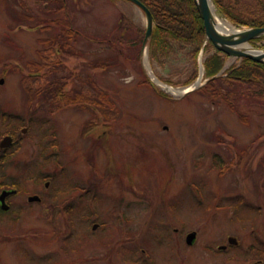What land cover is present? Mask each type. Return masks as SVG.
<instances>
[{
    "label": "rangeland",
    "instance_id": "374dc122",
    "mask_svg": "<svg viewBox=\"0 0 264 264\" xmlns=\"http://www.w3.org/2000/svg\"><path fill=\"white\" fill-rule=\"evenodd\" d=\"M218 1L239 18L264 17V0ZM214 4L212 0L215 8ZM44 5L38 0H0V79L4 80L0 117L32 121L33 134L41 137L33 149H39L35 155L41 165L21 166L16 157V165L10 161L0 168V179H20L26 185L30 177L54 175L52 185L66 188L71 181L87 185L85 181L93 180L102 190L96 202L88 197L85 211L104 212L95 221L108 225L104 232L90 231L75 214L71 228L62 207H55L58 215H39L35 205L0 212V264H264L261 97L244 95L248 84H238L227 100L229 106L224 98L201 90L180 97L156 84L151 74L170 79L171 87H184L195 67L198 72V60L194 66L188 52L176 46L164 65L151 60L147 46L142 50L144 13L128 1L68 0L67 11L60 12ZM68 17L79 34L70 40L76 54H55V46L47 40L62 28L55 20ZM221 21L233 24L224 17ZM252 45L264 47V38ZM214 50L208 45L201 62ZM42 56L64 64L30 84L39 87L60 81L73 94H86L90 102L62 105L25 92L24 73L32 72ZM222 58L225 72L239 63L234 57ZM100 93L107 94L105 102H113L108 115L91 101L104 99ZM7 127L0 124V132ZM131 180L136 182L134 190ZM116 203L118 207L113 208ZM13 211L22 214L12 217ZM112 211L118 219L110 215ZM173 227H179L178 231L173 232ZM118 228L128 237L136 233L134 259L126 249L124 256L110 261L102 257L104 248L93 246L100 242V235L107 238ZM192 230L197 236L190 246L184 239ZM66 234L70 239L61 243ZM175 236L182 237L179 250L171 246ZM229 236L237 238L238 244L218 251ZM122 244L133 246L130 241ZM258 244L261 256L250 251ZM83 245L101 256L82 262L71 249ZM61 246L66 250H60Z\"/></svg>",
    "mask_w": 264,
    "mask_h": 264
},
{
    "label": "trees",
    "instance_id": "16d2710c",
    "mask_svg": "<svg viewBox=\"0 0 264 264\" xmlns=\"http://www.w3.org/2000/svg\"><path fill=\"white\" fill-rule=\"evenodd\" d=\"M40 3H44L48 9H54L56 12L63 10L67 11L68 0H38ZM141 1L151 12L153 21V33L148 41L149 57L151 60L157 61L161 66L165 64V59L169 53L174 50L175 46L182 48V50L188 52L192 62L196 63L198 52L205 39V29L203 20L197 10L194 0H139ZM217 8L232 22L238 25L247 26H264V17H252V18H239L235 16L231 11L218 0H214ZM67 13V12H66ZM68 15H66L67 17ZM264 16V15H263ZM56 24L62 26L60 32L48 41V44L55 45L56 48L68 55H75L76 51L74 46L70 43L78 36V32L73 28L70 18H59L55 20ZM55 37H58L55 38ZM264 36L260 37V39ZM257 41L259 39H256ZM210 45L211 43L208 42ZM55 50V49H54ZM52 50L53 52H55ZM222 55H225L219 51H215L208 56L204 61L205 77L209 78L199 89L204 93H207L213 98L222 97L225 101L230 98L234 92L235 87L238 84H248L247 93L244 94L250 98L261 97L258 100L264 104V63L251 60L249 58H242L239 64L233 65L225 72V75L213 77L223 66ZM42 62L36 63L35 68H31L32 75L24 76L25 91L35 98H52L54 101L60 102V104H80L81 100L90 102V98L86 94H73L72 90L65 89L66 83L51 81L45 86H33L31 81L33 79H39L41 76H48L51 72H55L62 62L54 61L48 58V56H42ZM97 66H106L105 63L96 64ZM94 65V66H96ZM198 70V69H197ZM196 67L194 71L183 82L185 84L191 83L197 76ZM167 83H172L170 79L162 78ZM30 82V83H29ZM152 86V83L147 80ZM225 85V86H224ZM228 86V87H227ZM153 87V86H152ZM154 88V87H153ZM245 90V91H246ZM224 91V92H223ZM244 90L242 89V92ZM160 95L168 96L162 91H158ZM104 99L98 98L97 102L91 100L94 104L100 107V110L104 112V115H108L113 102L106 101L107 94L100 93ZM82 96V97H81ZM84 99V100H83ZM229 106L232 104L227 101ZM105 108H101V106ZM219 163V162H218ZM258 244V247H251L250 251L257 253L258 256L263 254L262 246ZM257 247V248H256Z\"/></svg>",
    "mask_w": 264,
    "mask_h": 264
},
{
    "label": "flooded vegetation",
    "instance_id": "af4514ba",
    "mask_svg": "<svg viewBox=\"0 0 264 264\" xmlns=\"http://www.w3.org/2000/svg\"><path fill=\"white\" fill-rule=\"evenodd\" d=\"M4 119H11L14 120V122L4 121ZM16 120L17 122H15ZM31 122L32 121H26L25 118H21V117H10V118L6 116L0 117V124L4 123L8 126L3 133L2 131L0 132V168H3V165L6 162L9 163L10 161L11 163H14V165H16V161L14 160L16 159V157H18L21 166L29 167L31 165H39V166L41 165L35 155L39 149L35 148L36 153L35 151H33L34 146L35 147L39 146L41 137L39 133L38 135L33 134ZM5 137H10V139L9 140L7 139L5 144L1 145ZM46 148L47 147H45V149ZM53 177L54 175L50 176L49 178L48 176L42 178L41 175L34 176V179L30 177L29 182L26 183V185H23L24 181L20 179H10V180L0 179V197L2 196L4 201V205L0 204V212H10L15 207L20 208V207H26L28 205H35L38 208L37 214L39 215H43V214L53 215L54 213H56L55 215H58L59 212L54 211V209L55 207H62V213L65 216H67V219L72 224V226L71 224H67L69 227L71 226V228H74L75 217L73 216L76 214L78 218L83 223H85L84 226L88 227L90 231L104 232L108 224L104 223V221L102 223V221H95V220L96 219L101 220V217L105 216V213L104 212L101 213V211L87 213L85 211L88 204L90 203L88 202V197L93 202L97 201L99 193L102 190L100 189L101 185H97L95 181L88 179V181H85V183H88L87 185H83L76 181H71L67 189L65 185H52ZM129 186H131L133 190L135 187H137L136 182L132 180L129 182ZM33 197L35 199L31 200V198ZM58 201H64V203ZM91 206H93L92 202H91ZM3 207H5V210L3 209ZM115 207L116 208L118 207L117 203L113 208ZM41 209H43V211H41ZM121 213L123 219H127L126 213L124 212ZM21 214L22 212L13 211L11 215L12 217L13 216L20 217ZM115 214H116L115 211H112L110 213L111 216H114L116 219H118L117 215ZM96 216H98V218H95ZM136 217L137 214L133 215L132 219H136ZM104 224L106 225L104 226ZM178 228L174 229L173 227L172 231L176 232L178 231ZM56 231L58 234V230H55V232ZM118 231L119 232L116 233L114 232V234L110 233V236L107 238L103 237V235H100L99 237L100 242H95L93 243L94 245L93 244L92 245L93 246L96 245L104 248V253L102 254V257H105L110 261L114 257L124 256L122 251L126 249L130 250V254H131L130 259H134L136 250L138 248L136 244V242L138 241L136 233L132 231L131 233L134 236H132L130 233L131 237H128L127 234L123 233V231L120 228H118ZM1 235L4 236V238L6 236V234L4 233H1ZM122 236H126V237H122ZM70 237H71L70 235L66 234L64 237L60 238V242L62 243V240H66V239L68 240L70 239ZM185 239H186V235H185ZM128 241H130V243L133 244V246L122 244L123 242H128ZM181 242H182V237L178 236L176 237V241H174V243L171 244V246L179 250ZM237 244H238V240L237 242L229 243L227 238V244L225 243L220 244L219 245L220 248L218 246V251L225 252V250L232 249V247L236 246ZM206 247L209 248L210 246L206 245ZM60 250H66V249L63 246H61ZM84 251H87L85 245L81 246L79 249L76 248L71 249V252L76 253L79 260H81L82 262L88 261L90 259L96 261L98 257L101 256L100 253H98V257H97L96 254H91L88 251L87 253H85ZM243 254L245 255L247 254V252L243 251ZM54 264H117V263H54ZM132 264H152V263H132ZM158 264H184V263H158ZM252 264H261V263H252Z\"/></svg>",
    "mask_w": 264,
    "mask_h": 264
},
{
    "label": "water",
    "instance_id": "95a60500",
    "mask_svg": "<svg viewBox=\"0 0 264 264\" xmlns=\"http://www.w3.org/2000/svg\"><path fill=\"white\" fill-rule=\"evenodd\" d=\"M137 5L145 14L146 17V30L142 43V48L145 47L148 39L152 35V15L148 8L143 5L139 0H128ZM198 12L203 20L205 37L210 40L212 44L220 51L234 57H246L251 60L264 63V48H255L249 46L250 40H253L261 35H264V26L249 27L242 31H225L218 27L217 15L211 10V0H194ZM3 79H0V83H3ZM196 85L192 86L193 90ZM187 90L186 92H188ZM9 140L10 137H5L1 145ZM37 198V197H36ZM35 198H31L34 200ZM1 205H4L3 197H0ZM5 208V207H3ZM195 237V233L191 232L187 235V243H192ZM231 242H236L235 239H230Z\"/></svg>",
    "mask_w": 264,
    "mask_h": 264
},
{
    "label": "bare ground",
    "instance_id": "6f19581e",
    "mask_svg": "<svg viewBox=\"0 0 264 264\" xmlns=\"http://www.w3.org/2000/svg\"><path fill=\"white\" fill-rule=\"evenodd\" d=\"M210 7H211V10L215 13V9H214L212 3H210ZM217 24H218V27H219V28H222V29H224V30H226L227 27H228V24L225 23L224 21H221L220 19H217ZM245 47L249 48L248 45H245ZM155 81H156L159 85H161L163 88L167 89L169 92H171V93H173V94H176V95H179V94L183 93V92L186 90V89H184V88H173V87L167 86V85H165V84L159 82L156 78H155Z\"/></svg>",
    "mask_w": 264,
    "mask_h": 264
}]
</instances>
